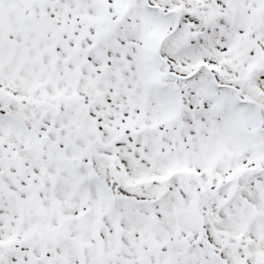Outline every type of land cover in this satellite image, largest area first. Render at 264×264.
I'll return each instance as SVG.
<instances>
[{
	"label": "snow or ice",
	"instance_id": "snow-or-ice-1",
	"mask_svg": "<svg viewBox=\"0 0 264 264\" xmlns=\"http://www.w3.org/2000/svg\"><path fill=\"white\" fill-rule=\"evenodd\" d=\"M0 264H264V0H0Z\"/></svg>",
	"mask_w": 264,
	"mask_h": 264
}]
</instances>
